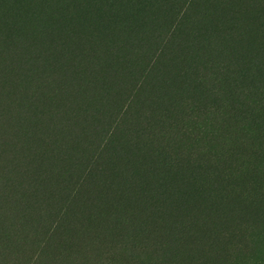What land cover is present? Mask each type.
Masks as SVG:
<instances>
[{"label":"trees","instance_id":"trees-1","mask_svg":"<svg viewBox=\"0 0 264 264\" xmlns=\"http://www.w3.org/2000/svg\"><path fill=\"white\" fill-rule=\"evenodd\" d=\"M263 240L264 0H0V264Z\"/></svg>","mask_w":264,"mask_h":264},{"label":"rangeland","instance_id":"rangeland-1","mask_svg":"<svg viewBox=\"0 0 264 264\" xmlns=\"http://www.w3.org/2000/svg\"><path fill=\"white\" fill-rule=\"evenodd\" d=\"M261 251L259 253V257H263L264 259V240L262 241ZM258 256V253L256 254V257Z\"/></svg>","mask_w":264,"mask_h":264}]
</instances>
